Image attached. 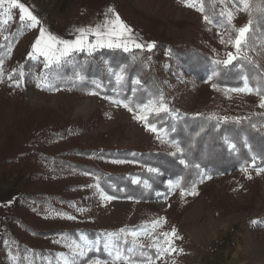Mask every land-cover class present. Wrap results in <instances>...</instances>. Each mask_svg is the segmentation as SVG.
Wrapping results in <instances>:
<instances>
[{
	"label": "rangeland",
	"instance_id": "rangeland-1",
	"mask_svg": "<svg viewBox=\"0 0 264 264\" xmlns=\"http://www.w3.org/2000/svg\"><path fill=\"white\" fill-rule=\"evenodd\" d=\"M19 2L24 3L32 11L40 25L36 28H27L20 23L19 30L16 28L8 30L10 24L19 21V10L12 9L9 14H4L0 9V21H3L0 23V45L15 30L19 35L14 41L9 40L11 44L7 58L0 63V148L5 135L9 131L16 132L18 127L30 123L31 115L34 119L44 122L49 119L48 117H52L56 121L76 126L97 112L100 121L94 128L84 134H74L63 141L55 142L54 149L65 151L76 147H91L100 150L114 147L135 151L163 150L170 154L175 152L174 147L157 139L156 134L146 131L144 123L134 119V113L114 103L115 100L98 95L75 99L70 96V90L67 88H61L59 91L38 89L36 83L42 71H46L43 70V66L40 69L36 68L33 71L34 78H31L30 83H26L25 76L28 72L22 64L39 35L40 26L46 30V34L67 39L70 37L69 32L75 27L73 23L79 21L80 15L84 19L90 18L92 20L90 25L93 28L96 27L93 23L97 24L93 20L100 19L102 23H108L107 28L101 26L107 31H111L115 26L116 16H119L122 23L132 30V38L141 44H155L159 36L163 35L173 46H194L206 52L215 62H222L226 59L227 52L234 51L231 45L222 44L221 40H234L236 33L232 35L205 22L201 12L187 6L192 0H19ZM214 2L220 15L227 22L228 13L232 14L233 31L251 21L252 10L250 14L242 12L231 0ZM249 2L252 5V0ZM4 7L7 8V3ZM133 49L135 48L130 45V51ZM248 55L264 70V60L256 51L250 48ZM16 71L24 72V78L18 88L9 86L13 83L9 76L18 80L14 76ZM159 77L161 97L171 110L169 114L172 117L211 116L220 122H236V118L239 117L242 122L260 114L264 115V108L258 107L259 99L253 93L234 92L227 87L220 90L208 83L197 82L189 74L170 72L167 62L163 64V71ZM222 117L228 119H220ZM36 129L34 125L32 131ZM259 129L264 131V125ZM159 135L167 140L162 131ZM88 162L104 172L113 174H128L141 169L130 162L101 161L93 158ZM258 168L261 170L259 175L255 168H248L247 173L236 170L228 175L207 176L195 188L196 195L187 194L190 191H185L186 194L182 196L177 181H165L164 186L168 193L153 201L151 203L153 208L134 200L109 201L106 199L107 195L86 175L65 177L52 183L38 182L29 186L28 192L55 193L61 190L65 197L72 200V205L57 204L59 208L44 210L42 213H32L24 208L19 215L24 222L40 231L87 228L107 234L119 233L121 229L135 230L140 232L139 236L122 237L131 244L135 240L137 246L144 247L151 243V237L144 235L143 232L151 228L154 220L163 218L162 225L155 230L154 235L171 231L175 227L181 237L175 241V245L183 249V252L165 256L156 261V264H264V168ZM246 175L251 176V179H247ZM132 180L138 182L139 178L132 177ZM170 183L173 185L171 188ZM18 194V181L12 168L0 172V207L8 206ZM12 231L26 246L48 250L51 257L61 264H65V259L72 256L69 246L82 243L80 239L73 240L60 236L36 238L23 233L18 227H14ZM105 238L103 236V239H99L103 251ZM96 240L98 238L89 241ZM215 240H220L223 246L212 253L210 249ZM0 255L5 264H16L18 254L14 250L3 247ZM22 259L26 264L30 263L28 258ZM96 259L93 258L88 264H94ZM108 261L111 264V260Z\"/></svg>",
	"mask_w": 264,
	"mask_h": 264
},
{
	"label": "trees",
	"instance_id": "trees-1",
	"mask_svg": "<svg viewBox=\"0 0 264 264\" xmlns=\"http://www.w3.org/2000/svg\"><path fill=\"white\" fill-rule=\"evenodd\" d=\"M231 1L239 8L240 0ZM202 3L204 7L202 15L209 17L212 27L223 29L232 35L236 33L231 24L220 15L214 0H202ZM251 10L250 48L264 60V0H252ZM10 28L19 30L20 22L15 21L8 26V30ZM16 32L15 30L0 45V61L7 58L10 41L18 39L19 35ZM154 45L151 52L138 49L124 52L122 49L104 48L96 50L91 55L86 52L74 54L59 69L55 83L59 89H69L72 98L82 99L91 90L97 92L99 97L121 100L136 110L142 104L161 99L159 75L163 71V64L167 62L170 72L189 74L197 82L208 83L220 90L225 87L240 88L247 82L253 89L259 88L264 91V76L258 74L259 70L254 68L253 64L237 60L233 65L225 67L222 63H215L206 52L194 46H173L163 35L159 36ZM22 65L28 72L25 76L26 83H30L31 78H34L33 71L36 68L40 69L43 61L41 58L36 62L26 59ZM260 70H263L261 66ZM214 72L217 74L213 75ZM77 73L84 76L85 80L76 82L73 86ZM117 73L123 77L119 81L116 79ZM14 76L19 79V72L16 71ZM245 77H248L247 81ZM95 83H100L102 87L96 89ZM253 95L259 99L255 91ZM48 118L44 122L34 119L31 115L30 123L18 127L16 132L9 131L5 135L0 148V172L12 168L19 188V194L12 202L8 206L0 207V251L3 247L14 250L18 254L16 264H26L23 257L28 258L29 264L61 263L52 258L49 251L44 248L26 246L13 233L14 227L36 238L60 236L77 240L83 234L89 240H95L103 239L104 236L100 231L87 228L40 231L24 222L19 215L24 208L32 213H42L44 210L59 208L57 204L72 205V200L65 197L61 190L55 193L28 192V187L35 183H52L65 177L86 175L107 196L117 197L118 200L139 201L153 208L151 203L168 193L164 186L165 181H177L180 190L191 191L193 185L195 188L198 187L207 176L217 177L241 170L251 162L252 156L259 157L260 159L256 161L257 167L264 168V131L259 129L264 125L263 114L239 123L209 120L205 116L172 117L169 113L150 115L149 120L162 129L168 141L179 143L184 148L188 168L180 165L179 154L173 156L163 150L135 151L114 147L100 150L91 147L55 150V142L63 141L74 134H84L98 124L100 117L95 112L87 121L76 126L56 121L52 117ZM253 124L256 125L255 128L252 127ZM34 125L37 129L32 131ZM173 128L175 131H172ZM198 132L200 134L197 136ZM229 143L236 145L232 151L228 149ZM91 158L130 162L141 169L128 174L107 173L88 162ZM196 164L199 168L194 167ZM153 168L156 172L149 171ZM132 177H138V182L134 184ZM129 196L134 199H128ZM121 240L126 239L121 236ZM131 246L129 241L122 245L124 249ZM143 250L154 252L148 247H144ZM93 258L112 259L100 248L99 251L88 252L82 258L78 257L77 264H88ZM139 258V252L132 254L133 260ZM0 264H5L1 255Z\"/></svg>",
	"mask_w": 264,
	"mask_h": 264
},
{
	"label": "snow or ice",
	"instance_id": "snow-or-ice-1",
	"mask_svg": "<svg viewBox=\"0 0 264 264\" xmlns=\"http://www.w3.org/2000/svg\"><path fill=\"white\" fill-rule=\"evenodd\" d=\"M5 3H7V8L4 7ZM187 6L198 10L199 12H204V7L202 0H192V3ZM0 9L3 10L4 14H9L10 10L18 9L19 10V21L22 26H26L27 28H36L40 25V21L37 17L25 6L24 3L19 2V0H0ZM252 5L249 0H240L239 10L242 12L251 13ZM9 19L11 16L9 15ZM204 21L207 23H211L209 17L205 15L203 17ZM232 14L228 13V23L231 24ZM3 21H0L2 23ZM114 27H112L111 31H106L104 27L96 26L95 28H80L78 29V34L74 39H59L54 35L46 34V30L40 26L39 27V35L35 39L34 43L31 45V50L27 52V59L36 61L42 58L43 61V70L40 79L36 83V87L40 90H48V91H59L60 89L57 87L55 80L59 75V69L63 66L64 63L68 62V59L72 57L74 54L79 53H87L91 55L97 49H112L122 48L124 52L130 51V45L138 50H144L145 48L151 52L155 47L154 44H141L132 38V30L128 28L127 25L123 24L120 20L119 16H116ZM119 29V31H117ZM236 35L234 40H221L222 44L231 45L234 51H229L226 53V59L221 61H216L215 63H222L223 66L227 67L229 65H233L234 61L243 60L246 63L253 64V67L258 69L259 75L264 76V70H260V66L254 64L252 59L248 55V51L250 49L249 36L252 32L251 21L245 24L238 29H235ZM92 37V39H89ZM2 63V61H0ZM123 71V70H121ZM217 73H213L216 75ZM20 79L14 80L12 76H9V79L13 81L10 87H20L21 81L24 78V72L21 71L19 73ZM123 77L121 74H116V79L119 81ZM85 77L77 73L75 75V80L73 82V86H75L76 82H83ZM248 80V77H245V81ZM133 83H139V81H133ZM102 85L100 83H95V88L99 89ZM231 91L234 92H246L248 94H252L255 91L256 95L259 97L258 107L264 108V91H261L259 88L253 89V87L249 86L246 82L244 87L235 88ZM88 95H98L97 92L89 90L87 92ZM114 103L126 107L128 111L134 113V119L141 121L144 123L145 130L157 135V139H161L166 143H169L171 147L175 148V152L171 153L173 156L179 154V163L185 168L189 167V163L186 160V153L184 148L180 146L179 143L174 141H167L164 137L160 136L159 133L162 129L158 128L157 125L149 120V115L155 113L157 116L160 113H170L169 107L164 102L161 97L158 101H149L147 104H142L138 109L133 110L128 104H125L121 100H115ZM147 113V114H145ZM207 119L211 120L213 117L209 116ZM220 119L227 120V117H222ZM241 118L237 117L236 122L239 123ZM252 127H256L255 124ZM175 131V128L172 129ZM200 133H196L198 136ZM236 145L233 143H229L228 149L232 151L235 149ZM251 162L248 163L242 171L247 173L248 168H255L256 173L259 175L261 170L257 167L256 161L260 159L257 156H252ZM194 167L199 168V165L196 164ZM150 172H156V169H149ZM211 178V177H209ZM247 179H251V176L246 175ZM133 183H137L136 180H133ZM145 186H147V182H145ZM173 185L170 183L169 187L171 188ZM120 191H124V189H120ZM182 196L185 195V190H181L180 193ZM187 194L196 195L195 186H192V190ZM117 197L107 196L106 199L111 201L116 199ZM128 199H134L129 196ZM163 223V218L154 220L151 224V228L145 229L143 232L144 235L151 237V243L148 245V249L153 251H145L144 245L137 246L135 240L131 247L124 249L122 247L123 244H127V240H121V236H132L137 237L140 235L138 231H129L128 229H121L119 233H107L104 234L106 237L103 241V249L105 253L111 257V264H156V261L161 260L165 256H171L173 253L181 254L183 249L177 248L175 245V241L180 240L181 237L178 235L175 227L168 232H161L158 235H154L155 230L160 227ZM82 243L72 244L70 245V249L72 251V256L70 258L65 259V264H77V258L84 257L86 252H91L94 249L99 251L101 241L98 239L96 241H89L83 234L79 237ZM139 252V259L133 260L132 254ZM94 264H109L108 260L101 261L97 258L94 261Z\"/></svg>",
	"mask_w": 264,
	"mask_h": 264
},
{
	"label": "crops",
	"instance_id": "crops-1",
	"mask_svg": "<svg viewBox=\"0 0 264 264\" xmlns=\"http://www.w3.org/2000/svg\"><path fill=\"white\" fill-rule=\"evenodd\" d=\"M80 19H82L81 21H80ZM78 20L79 21H77V23H73V26H75L74 27V29L72 30V31H70L69 32V36L70 37H68L67 39H74L75 37H76V35L78 34V29H80V28H89V27H91V23H92V20L89 18V19H84L83 18V16H79V18H78ZM93 22H96L97 24H95V23H93V26H97V25H100V26H104V27H106L107 28V26H108V23H102L101 21H100V19H97V20H93ZM91 24V25H90ZM114 26V25H113ZM107 31V30H106ZM75 36V37H74ZM121 49V48H120ZM123 50V49H122ZM42 59V58H41Z\"/></svg>",
	"mask_w": 264,
	"mask_h": 264
},
{
	"label": "built area",
	"instance_id": "built-area-1",
	"mask_svg": "<svg viewBox=\"0 0 264 264\" xmlns=\"http://www.w3.org/2000/svg\"><path fill=\"white\" fill-rule=\"evenodd\" d=\"M25 61V60H23ZM233 243V242H232ZM221 246H223L222 242L220 240H215L213 242L212 248L210 249L212 253H214L218 248H220Z\"/></svg>",
	"mask_w": 264,
	"mask_h": 264
}]
</instances>
